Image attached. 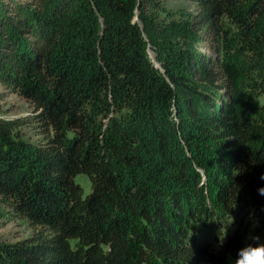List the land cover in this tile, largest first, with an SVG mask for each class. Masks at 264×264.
I'll return each instance as SVG.
<instances>
[{
    "label": "trees",
    "instance_id": "16d2710c",
    "mask_svg": "<svg viewBox=\"0 0 264 264\" xmlns=\"http://www.w3.org/2000/svg\"><path fill=\"white\" fill-rule=\"evenodd\" d=\"M190 2L180 25L162 0H0V83L35 112L0 118V199L33 231L0 264H228L264 240V0Z\"/></svg>",
    "mask_w": 264,
    "mask_h": 264
},
{
    "label": "rangeland",
    "instance_id": "374dc122",
    "mask_svg": "<svg viewBox=\"0 0 264 264\" xmlns=\"http://www.w3.org/2000/svg\"><path fill=\"white\" fill-rule=\"evenodd\" d=\"M162 2L163 11L161 12V18L166 22L186 25L190 22L192 15L196 13L195 7L190 0H162ZM199 49L203 52L209 53L203 45H200ZM148 56L155 68H160L156 61L157 55L153 49H148ZM34 115V108L29 103L21 99L17 94L12 93L10 89L0 83V118L5 120L29 118L30 120ZM18 131L23 140L34 145H37L47 136L43 129L38 127L36 123H29L28 125L21 126ZM76 178L81 179V185L89 182L85 175H79ZM202 182L207 183V188H211L210 182L207 181L206 176L202 177ZM32 234L33 231L29 229L28 225L24 221L18 219L9 207L0 199V243L12 244L29 238ZM214 234H222L220 240H224L226 231L222 230L217 232L212 231L211 233L206 234L203 233V237H201L200 234L199 238H201V240H203V238L208 239L209 241L214 237ZM233 259L234 257H229L228 264H232Z\"/></svg>",
    "mask_w": 264,
    "mask_h": 264
},
{
    "label": "clouds",
    "instance_id": "9594fccd",
    "mask_svg": "<svg viewBox=\"0 0 264 264\" xmlns=\"http://www.w3.org/2000/svg\"><path fill=\"white\" fill-rule=\"evenodd\" d=\"M260 179L264 181V174H261ZM75 186L81 188L83 198L90 196L93 192V186L90 182L81 185L80 178H74ZM257 192L260 196H264V187H259ZM247 242L242 247L237 249L236 255L232 260V264H264V240L260 236H251L247 238Z\"/></svg>",
    "mask_w": 264,
    "mask_h": 264
}]
</instances>
